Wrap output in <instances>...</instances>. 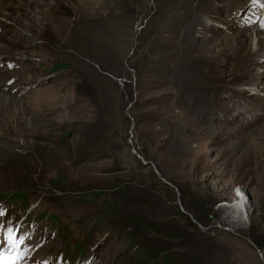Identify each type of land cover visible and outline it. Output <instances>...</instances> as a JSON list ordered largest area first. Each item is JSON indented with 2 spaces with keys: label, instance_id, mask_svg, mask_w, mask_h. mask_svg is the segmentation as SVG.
<instances>
[{
  "label": "rangeland",
  "instance_id": "rangeland-1",
  "mask_svg": "<svg viewBox=\"0 0 264 264\" xmlns=\"http://www.w3.org/2000/svg\"><path fill=\"white\" fill-rule=\"evenodd\" d=\"M45 1L13 25L28 43L0 7V241L24 238L5 264H264V0ZM247 27L258 90L210 114L184 100L179 58L229 95Z\"/></svg>",
  "mask_w": 264,
  "mask_h": 264
},
{
  "label": "bare ground",
  "instance_id": "bare-ground-1",
  "mask_svg": "<svg viewBox=\"0 0 264 264\" xmlns=\"http://www.w3.org/2000/svg\"><path fill=\"white\" fill-rule=\"evenodd\" d=\"M8 1H9V3H6L4 0L3 1L0 0V7L14 8L18 11V14H16L15 17H12V14H10V15L9 14L8 15L2 14L4 17L11 19L14 22V24L7 25V28L5 27L6 30L4 32L7 34L6 38L9 40V42L14 41V39H15L17 41L21 40L22 42L28 43V41L25 39V35L23 34V32L21 30L19 31V30L12 29V28H14L13 25H18L20 28L22 27V28H26V29L27 28L30 29V28L34 27L40 21L38 18H36L35 14L36 13H42L43 7H48V3L45 0H18V2H16V3L13 0H8ZM64 6L67 7L68 5L64 4ZM47 21H48V17H47ZM257 26L258 27L255 30V35L257 36V50H255L254 53H257V51H258V53H263L264 38L263 39L260 38L258 36V34L260 32H264V28H263L264 26L261 23H258ZM1 30H2V28H1ZM189 30H190V28H189ZM238 31L239 32L236 31V33H235V35H236L235 41H234L235 44H234V48H231V52L234 51V53H236V58H237V61L239 63V64L238 63L237 64L239 66V70L241 69L242 71L237 74V79L239 80L237 83L235 82L234 85H226L223 88L224 92L229 91V93H230L229 95H227V93H226L223 96H219L218 99L215 100L216 97H214V96L217 95V93L219 92V90H217L218 88L212 90V88L208 85L207 86H201V84L200 85L194 84L193 81H195V80L190 78V74L193 73V72H191V68L190 67L185 68L186 65L192 61L191 57H189L190 52L186 56L179 58V60L177 61V64H176L175 72L172 73V80L171 81L173 83V86L180 91H184V96H183L184 100L187 99L188 97H191L192 98L191 101L193 103H195V101L202 102L201 105L203 104V105L209 107L207 112L205 110L206 113H209V114L211 112L214 113V111H217L218 109H222V108H224L223 110H225V111H231L232 107L230 105H228L229 103H232L231 105L234 107L236 105L240 106L241 102L237 101V100L235 101V98L238 96L239 93L244 92L243 90H245L244 87L247 83H249V85H250V86H248V84H247L248 87L252 86L250 89H252L253 92H254V89L258 90L255 86V83H253V81H252V79L255 76L252 79L250 77L246 78V69H248V65L250 64V62L254 58V53L251 50L250 41H247L248 40L247 38L249 36V32L251 31V29L247 27L243 30L241 29ZM191 35H192V33H191ZM4 36H5V34H4ZM227 41H229V40H227ZM225 46H228V44L226 43ZM184 49H186V48H184ZM188 51H186V52H188ZM186 52H185V54H186ZM197 59H199L202 63L204 62V60H207L202 55L198 56ZM207 63L209 64L208 66L210 67V65L213 64L214 62L207 60ZM195 70H197V69L195 68L193 71H195ZM247 72H248V70H247ZM211 73H213V72H211ZM14 75L16 77H18V74H14ZM2 81H4V78L1 80V82ZM17 81L20 83V79H18ZM1 82H0V84H1ZM242 85H243V88L238 89V87L242 86ZM256 85L257 86L262 85V87H264V84H262L261 82L260 83L257 82ZM246 89H248V88H246ZM207 92H211L213 96L210 95V97H208V94H206ZM35 94H36V92L34 93V95ZM213 97L215 99H213ZM228 108H230V110ZM232 208L235 211H238V212L241 211L244 208L243 198L240 201H238V203H236ZM19 255H24V252H20ZM5 260L6 259H4V264H5ZM29 260L32 261V259H28V257L22 258L21 263L22 264H28ZM7 262L9 264H15L17 262V253L15 254V257L8 256Z\"/></svg>",
  "mask_w": 264,
  "mask_h": 264
},
{
  "label": "snow or ice",
  "instance_id": "snow-or-ice-1",
  "mask_svg": "<svg viewBox=\"0 0 264 264\" xmlns=\"http://www.w3.org/2000/svg\"><path fill=\"white\" fill-rule=\"evenodd\" d=\"M0 215H3V213H0ZM23 239H24L23 237H20L19 240L17 241L14 230L12 228H8L5 231L3 235V240L0 241V264H4V248L14 247L17 245V243H22Z\"/></svg>",
  "mask_w": 264,
  "mask_h": 264
},
{
  "label": "trees",
  "instance_id": "trees-1",
  "mask_svg": "<svg viewBox=\"0 0 264 264\" xmlns=\"http://www.w3.org/2000/svg\"><path fill=\"white\" fill-rule=\"evenodd\" d=\"M123 187H125V186H123ZM123 187H122V188H123ZM122 188H121V189H122ZM195 219H196V218H195ZM196 220H197V221H199V219H198V218H197Z\"/></svg>",
  "mask_w": 264,
  "mask_h": 264
}]
</instances>
